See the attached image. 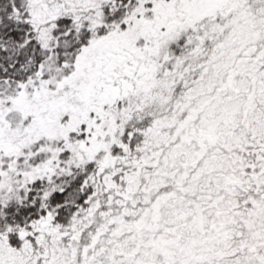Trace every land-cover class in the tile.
<instances>
[{
  "label": "snow or ice",
  "instance_id": "1",
  "mask_svg": "<svg viewBox=\"0 0 264 264\" xmlns=\"http://www.w3.org/2000/svg\"><path fill=\"white\" fill-rule=\"evenodd\" d=\"M0 264H264V0H0Z\"/></svg>",
  "mask_w": 264,
  "mask_h": 264
}]
</instances>
